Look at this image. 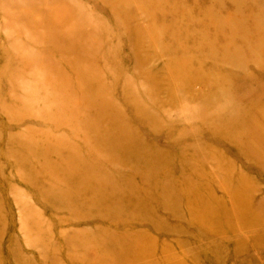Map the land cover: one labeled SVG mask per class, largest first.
<instances>
[{
    "label": "rangeland",
    "instance_id": "1",
    "mask_svg": "<svg viewBox=\"0 0 264 264\" xmlns=\"http://www.w3.org/2000/svg\"><path fill=\"white\" fill-rule=\"evenodd\" d=\"M0 264H264V0H0Z\"/></svg>",
    "mask_w": 264,
    "mask_h": 264
}]
</instances>
